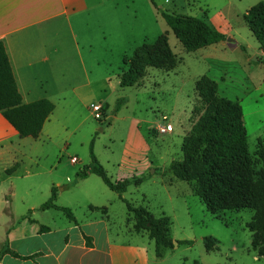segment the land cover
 <instances>
[{"label":"rangeland","instance_id":"374dc122","mask_svg":"<svg viewBox=\"0 0 264 264\" xmlns=\"http://www.w3.org/2000/svg\"><path fill=\"white\" fill-rule=\"evenodd\" d=\"M260 2L264 4V0L96 1L97 10L75 31L83 54L91 47V57L86 61L90 64H87L89 74L106 80L109 85L106 95L102 93L103 98L94 102L107 103L109 108L103 105L106 117L95 120L90 110L92 103L76 106L72 115L61 118L63 121L60 120L50 141L32 147L22 145L26 158L13 174L2 179L5 186L16 190L10 212L20 213L22 192L29 190L26 205L33 207L43 225L55 232L38 242L57 245L66 236L72 239L77 236V229L56 234L67 230L71 222L59 211L51 216L41 215L39 208L50 198L52 187L56 186L60 192L61 187L69 186L76 174L90 164L92 147L95 158L112 182L130 181L133 177L144 181L138 186L132 184L124 194L117 195L93 176L75 193H59L55 204L73 213L82 233L94 234L102 241L106 236L104 227L109 225L114 235H120L119 240L145 241L150 244V264H193L195 261L264 264L251 249L252 233L247 228L254 210H221L217 212V219L193 194L194 182L163 175L172 162L188 159L195 142L191 130L206 109L203 95L195 91V82L202 77L216 83V90L205 93L204 98L210 99L215 94L240 111L247 132V155L251 163L256 162L255 152L264 147V52L259 50L243 18ZM161 12L203 20L224 34L226 40L208 49L186 53L161 18ZM158 41L167 47V53L175 61L174 67L165 71V67H160L163 59L152 56L161 63L158 69L146 68L138 85L119 87L116 80L119 81L123 60L131 58L138 47ZM119 99L125 104L114 113ZM166 125L172 131L160 133L159 128ZM215 150L210 149L206 154L214 155ZM72 158L77 160L75 164L71 163ZM147 164L149 169L145 168ZM194 167V161L188 159L186 173H193ZM123 200L135 208L144 207L156 219L168 217L173 250H167L157 259L147 233H136L133 222L128 220ZM89 206L106 208L108 221L88 223ZM178 242H191V245ZM205 242L211 251L206 250Z\"/></svg>","mask_w":264,"mask_h":264},{"label":"crops","instance_id":"0c3cea01","mask_svg":"<svg viewBox=\"0 0 264 264\" xmlns=\"http://www.w3.org/2000/svg\"><path fill=\"white\" fill-rule=\"evenodd\" d=\"M96 1L0 0V42L4 45L22 104L47 100L54 105L37 139L20 138L0 114V249L6 242L10 251L18 256L5 255L0 264H150L149 243L119 240L120 235H114L109 225L104 227L105 238L98 241L94 234L81 232L76 218L67 230L56 233L77 229L74 239L66 236L57 245L38 242L55 232L43 225L33 207L26 205L29 190L22 192L20 213L10 212L9 205L16 190L12 187L10 190L2 181L4 176H9L7 170L14 166L17 170L26 158L22 145L32 147L50 141L62 117L72 115L76 106L94 104L95 100L103 98L102 93L106 95L109 88L106 80L95 79L87 69L91 47L86 55L83 54L75 31L97 10ZM116 84L119 85L118 80ZM101 104L109 108L105 101ZM149 166L147 164L145 168L149 169ZM91 177L70 189L61 187L60 192L56 191V200L59 193H75ZM52 188L57 189L56 186ZM89 207L88 223L108 221L107 211L106 214L91 212ZM55 211L49 209L40 214L51 216ZM43 227L48 230H42ZM86 238L90 246H87Z\"/></svg>","mask_w":264,"mask_h":264},{"label":"trees","instance_id":"16d2710c","mask_svg":"<svg viewBox=\"0 0 264 264\" xmlns=\"http://www.w3.org/2000/svg\"><path fill=\"white\" fill-rule=\"evenodd\" d=\"M160 16L186 53L196 52L226 40L224 34L212 29L203 20L169 12H161ZM243 19L258 43L259 50L264 52V4L258 3ZM240 49L244 51L243 47ZM152 56L161 57L162 65L153 60ZM174 65L175 61L171 60L164 43L158 41L151 46L142 45L134 51L131 58L123 60L119 86L131 88L138 85L146 68L158 69L160 66L161 69L165 67V71H170ZM215 90L216 83L205 77L195 82V91L203 95L201 99L205 102L206 109L191 130L195 142L189 150L188 159L194 161V172L186 173L188 159H185L182 162H172L163 175H170L178 181L194 182L193 194L201 199L207 211L217 219V212L221 210H254V216L247 226L252 233L251 249L264 260V147L257 149L256 162L251 163L247 155V132L238 108L215 94L210 99L204 98L205 93L207 95ZM124 104L123 99L117 100L114 113ZM53 110L54 105L47 100L22 104L4 45L0 42V114L5 121L20 138L37 139ZM90 149V164L76 174V179L66 189L74 187L89 176H96L111 192L122 195L132 184L138 186L144 181L143 178L133 177L130 181L112 182L95 158L92 147ZM210 149L216 150L214 155L208 156L206 152ZM16 168L14 166L7 170L6 174L10 175ZM55 202L56 189L52 188L50 198L39 210L54 209L64 214L70 222H75L73 213L69 209L56 206ZM123 203L135 232L147 233L149 240L153 242L157 259H161L167 250H173L170 238L171 222L168 217L163 215L156 219L144 207L135 208L126 200ZM89 211L106 214L107 209L90 206ZM42 230L48 229L43 227ZM86 242L90 246L88 238ZM177 244L191 245V242ZM204 244L206 250L211 251L206 242ZM5 255L18 257L10 251L6 242L0 249V260ZM193 264L200 263L195 261Z\"/></svg>","mask_w":264,"mask_h":264},{"label":"built area","instance_id":"2783aa9c","mask_svg":"<svg viewBox=\"0 0 264 264\" xmlns=\"http://www.w3.org/2000/svg\"><path fill=\"white\" fill-rule=\"evenodd\" d=\"M90 110H91V113H92V115H93V117H94L95 120H98L99 121V120H102L103 118L106 117L105 116L104 106L101 105V104H91L90 105ZM164 120L165 119L163 118V121ZM170 131H172V128L169 125H166L165 127L159 128V132L162 133V134H164L166 132H170ZM76 161L77 160L75 158H72L71 159V163L72 164H75Z\"/></svg>","mask_w":264,"mask_h":264}]
</instances>
